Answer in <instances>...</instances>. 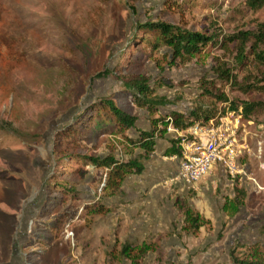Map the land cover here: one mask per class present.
<instances>
[{
    "label": "rangeland",
    "instance_id": "obj_1",
    "mask_svg": "<svg viewBox=\"0 0 264 264\" xmlns=\"http://www.w3.org/2000/svg\"><path fill=\"white\" fill-rule=\"evenodd\" d=\"M147 18L219 38L254 29L264 4L253 13L245 0H0V264H231L232 248L264 244V110L244 118V172L232 175L215 164L196 188L165 183L175 160L159 169L161 186L148 185V174L158 170L148 159L143 177L127 175L116 194L102 193L101 167L59 162L56 130L92 113L100 97L111 95L136 113V123L124 131L95 119L80 123L74 150L124 159L141 151L127 136L150 128L153 116L190 114L196 105L216 106L217 116L230 101L264 100L262 65L238 72L237 82L215 71L236 72L235 41L226 48L209 43L185 62L172 61L169 46L140 44L136 23ZM105 68L146 74L167 104L154 114L135 105L114 75H94ZM247 73L258 87L245 92L239 86ZM166 133L156 138L161 154L178 140ZM54 181L76 194L57 190ZM96 200L109 210L91 211ZM186 206L199 219L186 217ZM124 244L132 245L130 255L121 251Z\"/></svg>",
    "mask_w": 264,
    "mask_h": 264
},
{
    "label": "trees",
    "instance_id": "obj_2",
    "mask_svg": "<svg viewBox=\"0 0 264 264\" xmlns=\"http://www.w3.org/2000/svg\"><path fill=\"white\" fill-rule=\"evenodd\" d=\"M245 4L255 13L264 4V0H245ZM136 28L143 30V34L139 38L140 44L149 47V50L158 49L162 45H167L170 47L171 60L179 62H185L197 53L202 52L209 43L226 48L229 42L235 41L237 50L236 72L229 68L215 66L217 75L223 79L237 82V73H245L253 63L262 65L264 68V19H256L254 29H239L228 34L220 33L221 36L219 38L205 30L185 27L181 24L172 23L160 18H147L144 21H138ZM133 32L129 35L130 37L133 36ZM249 42L251 44L250 51L248 52L246 48ZM260 73L262 74L261 79L264 80V69L260 70ZM107 74H112L118 78L120 83L119 91L124 96L129 97L135 105L145 107L152 114L158 111L159 105L167 104L168 102L165 96L159 95L156 92L158 83L151 82L149 76L142 72L124 74L113 69L105 68L104 70L96 72L94 75ZM245 79L247 83L245 85L240 84L239 86L243 91L247 92L248 89L258 87L253 82H249L248 73ZM206 92L209 91L203 90L202 93ZM224 99L226 98L224 97ZM228 108L236 109L242 114L243 118H247L255 110H264V100H242L239 105L237 103L235 104V101H230ZM92 109V113L86 114L79 121L67 123L62 128L57 129L54 140L57 146H59V152L57 154L60 160L59 162L62 163V160H64L65 167H79L90 164L103 169L102 193L104 194L120 193L121 184L125 177L130 173H139L143 170V159L148 157V153L154 148L156 138L167 131L169 124L179 128H185L194 121H206L210 117H214L217 113L216 106L210 107L206 105L202 107L196 105L192 108L190 114H183L178 110H171L163 116H153L151 118L150 128L138 129V134L135 137L127 136L131 145L140 148L141 151L136 156H130L124 159L117 157L112 151L100 155L74 150V147L78 143L75 135L83 131L82 126H88L93 119L98 122L112 124L119 131L133 127L137 120L136 113L129 112L118 105L111 95L95 100L92 103ZM224 110L225 106L221 111ZM80 123H82V126ZM177 142L178 140H175L176 146L174 144L169 146L166 152L168 154H177L180 157L181 148ZM53 184H56L58 187L57 190L59 191L72 193V195L76 194V189L68 183L54 181L51 185ZM108 210V207L102 201L96 200L92 203L91 211L101 213ZM183 213L186 217H191L193 220L199 219V214L193 212L188 206L183 209ZM193 225L194 227L192 229L194 230L197 226L195 224ZM241 247L240 251H236L234 248L231 249V264H264V244L261 245L258 241H254ZM130 250H132V245L124 244L121 251L130 255Z\"/></svg>",
    "mask_w": 264,
    "mask_h": 264
},
{
    "label": "built area",
    "instance_id": "obj_3",
    "mask_svg": "<svg viewBox=\"0 0 264 264\" xmlns=\"http://www.w3.org/2000/svg\"><path fill=\"white\" fill-rule=\"evenodd\" d=\"M247 121L252 120L248 118ZM167 131L178 138L181 156L175 177L187 188H196L198 181L215 164H220L232 175L244 172L239 160L248 148L247 129L242 114L236 109L227 108L217 116L194 121L185 128L169 124Z\"/></svg>",
    "mask_w": 264,
    "mask_h": 264
},
{
    "label": "crops",
    "instance_id": "obj_4",
    "mask_svg": "<svg viewBox=\"0 0 264 264\" xmlns=\"http://www.w3.org/2000/svg\"><path fill=\"white\" fill-rule=\"evenodd\" d=\"M167 132V133H166ZM165 133L166 134H169V133H171L172 134V131H166ZM158 139V138H157ZM157 139L155 140V144H154V148H153V150L151 151V152H149L148 153V157H146V158H144L143 159V163H144V168H143V170L141 171V172H139V173H130L131 175H136V176H139V178H142L143 176V174H145V162L148 160V159H153L154 160V163H155V165H157L156 166V169H158V170H152L148 175H149V178H150V181L148 182V185H151V186H155V187H158V186H161V184H160V180H161V177H162V172H161V170H159V169H161V168H163L164 166H166V164H169L170 162H172V160H175L176 162H177V169H178V163H179V156L177 155V154H168L167 152L166 153H164V154H161V153H163V150L164 149H162V150H160L161 148L160 147H156V145H157ZM164 144V143H163ZM168 144V142H166L165 143V145H167ZM169 145V144H168ZM169 146H167L166 147V149L168 148ZM166 149H165V151H166ZM166 154H168V155H166ZM155 172H156V174H155ZM176 172H177V170H176ZM176 172H175V174H176ZM175 174L173 175V176H171L170 177V179L169 180H166L165 181V183L166 184H168V181H173V182H175V181H177V182H175V183H180V184H182L183 186H185L186 187V185L183 183V181L182 180H180V179H178V178H176L175 177ZM129 175V174H128ZM205 177H203V178H201L199 181H198V183H197V186H198V184L204 179ZM135 186V185H134ZM166 186H168V185H166ZM136 191L137 190H139V189H137V188H134ZM145 189V187L144 188H142V190H144ZM138 193V192H137ZM139 195H141V193H139Z\"/></svg>",
    "mask_w": 264,
    "mask_h": 264
}]
</instances>
